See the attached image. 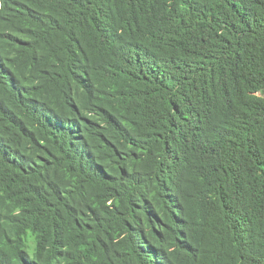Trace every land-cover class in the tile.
<instances>
[{"label":"trees","instance_id":"obj_1","mask_svg":"<svg viewBox=\"0 0 264 264\" xmlns=\"http://www.w3.org/2000/svg\"><path fill=\"white\" fill-rule=\"evenodd\" d=\"M0 264H264V0H0Z\"/></svg>","mask_w":264,"mask_h":264}]
</instances>
